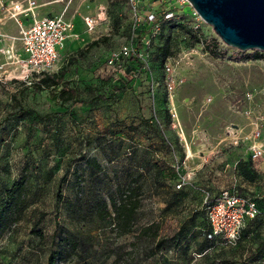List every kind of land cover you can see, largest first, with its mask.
I'll return each instance as SVG.
<instances>
[{
  "label": "rangeland",
  "instance_id": "obj_1",
  "mask_svg": "<svg viewBox=\"0 0 264 264\" xmlns=\"http://www.w3.org/2000/svg\"><path fill=\"white\" fill-rule=\"evenodd\" d=\"M34 1L41 14L75 26L77 38L60 51L55 73L62 67V81L77 99L60 105L49 91L0 80V205L21 171L28 190L21 219L0 236V264H48L54 252L53 264H264V214L244 225L234 247L207 244L201 235V204L220 190L264 208V157L248 160L241 139L256 122L264 144V59H243L252 51L224 46L188 4L163 0L172 24L159 23L140 74L106 99L111 83L104 59L133 38L129 6L123 0ZM164 3L148 4L158 10ZM100 5L104 20L85 32L81 18ZM101 36L106 42L67 60ZM210 38L219 44L215 57L202 49ZM164 42L174 58L173 90L168 97L157 89L154 97L145 83L151 77L163 83L156 56ZM233 130L236 145L229 142ZM84 158L99 170H88ZM125 188H132L138 206L122 234L108 218L96 217L93 204ZM144 228L154 236L141 235Z\"/></svg>",
  "mask_w": 264,
  "mask_h": 264
},
{
  "label": "built area",
  "instance_id": "obj_2",
  "mask_svg": "<svg viewBox=\"0 0 264 264\" xmlns=\"http://www.w3.org/2000/svg\"><path fill=\"white\" fill-rule=\"evenodd\" d=\"M153 0H123L131 11L129 35L133 38L126 40L116 50H112L105 57L104 64L110 69L114 82H122L124 60L135 57L141 60L146 58V50L151 40L158 34L159 23L172 21L171 6L164 3L163 8L152 10L148 3ZM158 1V0H157ZM180 4H187L185 0H177ZM34 0H0V25L5 21H12L16 26V35L8 36L0 32V43L14 41L19 43V52L15 53L9 44L6 48L0 47V55L5 60L0 64V80L13 83L31 85L44 75L55 73L59 57V50L66 40H74L77 35L73 33V24L63 16L35 14ZM147 7V9H145ZM139 11V15L134 12ZM105 6H98L95 14L84 16L81 22L85 32L93 31L104 20ZM193 16H198L193 12ZM23 22H27L23 24ZM136 32L138 34H136ZM138 35V36H137ZM129 36V37H130ZM135 38L138 43L135 45ZM172 62L174 58L168 57L162 66L164 80L162 87L170 97L173 90ZM157 86L150 81V92ZM247 136L241 138L245 141V154L251 162H258L264 157V144L260 126L251 123ZM228 133L229 142L234 145L238 142V132ZM182 184L178 183L176 189ZM204 216L208 224L206 239L215 240L223 247H234L239 238V232L245 221L253 219L258 210L255 203L248 198L239 196L235 191L220 190L212 199L205 198Z\"/></svg>",
  "mask_w": 264,
  "mask_h": 264
},
{
  "label": "trees",
  "instance_id": "obj_3",
  "mask_svg": "<svg viewBox=\"0 0 264 264\" xmlns=\"http://www.w3.org/2000/svg\"><path fill=\"white\" fill-rule=\"evenodd\" d=\"M167 23L170 25L172 24V21H168ZM171 27H178L179 29L183 30V27L178 25H173ZM136 34L138 33L136 32ZM192 39L196 41L195 38L192 37ZM106 40L107 38L105 36H101L95 40L86 43L82 48L77 49L73 54H71L67 60L73 61L77 58L83 57L90 49L99 46L101 43L106 42ZM134 43L138 47L136 38ZM218 45H219L218 42L214 38H210L206 42H202V49L209 57H215ZM149 48L146 50V55L148 53ZM171 56L172 54L170 51L169 44L167 42H164L160 50H158L157 52V56H156L157 66L160 67L162 70V66L166 58ZM243 59L251 60V61L263 60L264 54L257 51H252V54L250 56H244ZM141 64H142L141 60L135 57H131L124 60L122 65L123 66L122 71L124 75L121 76L122 82L119 83L114 82L112 80V76L109 72L108 77L111 83V92H110V97L107 96L106 99H112L113 95L115 96L117 93L122 92V90L125 87L129 86L142 71ZM61 68L62 67H60L58 73L44 75L38 78V80L33 82L31 85L34 86L37 90L49 91L51 93L50 99L59 102L60 105H64L67 103L72 104L76 102L77 99L76 92L75 90L68 88L67 83L62 81L61 75L63 72L61 71ZM150 81L157 84V86L152 90V92L154 91V97H155V91L157 89L160 90L163 89L162 83L161 81L156 80L152 77L150 79L148 78L145 83L147 87L146 92L148 93V95L150 91V87H149ZM106 99L102 97L97 98V100L101 102H104ZM83 161L87 169L90 170L91 172H95L99 170V166L95 163L93 159L84 158ZM2 193H3L2 194L3 200L0 205V236L4 232L8 231V229L11 226L15 225L21 219V216L24 213V210L26 209L28 190H27V176L25 174V171L24 172L21 171L17 179L8 188L4 189ZM80 194L81 192L79 190L77 195L80 196ZM238 195L242 196L240 194ZM55 197H56V201L58 202L60 199L59 194H56ZM250 199L255 203L258 210V214L253 219L245 221L244 225L247 222H251L255 220L257 217L262 216L264 214V208H260L258 206L257 201L254 198H250ZM137 206H138V201L135 200L134 191L132 190V188H125L122 191H118L113 195H109L106 200H96L93 204V213L96 215V217L99 220H103L104 218H108L109 220H111L113 224L118 229H120L121 233L123 234L128 232ZM107 207L110 208L111 213L107 211ZM203 207L204 205L201 204V214L205 222L206 228L201 234L202 240L207 244H217L215 240L206 239V234L208 233L209 228L205 220ZM243 229L244 226L239 232V238L237 243L241 239L240 237ZM149 231H150L149 228H144L141 231V235L148 234L153 237L154 234H152L151 232L148 233ZM37 235L39 234L37 233ZM63 239H66L67 242L66 237H64ZM157 243L158 242H156V244ZM69 245L71 249L75 248L74 243H71ZM57 256L58 253L54 252L53 256L51 255L49 257L48 264H53L54 262L53 259L55 258L57 259Z\"/></svg>",
  "mask_w": 264,
  "mask_h": 264
},
{
  "label": "water",
  "instance_id": "obj_4",
  "mask_svg": "<svg viewBox=\"0 0 264 264\" xmlns=\"http://www.w3.org/2000/svg\"><path fill=\"white\" fill-rule=\"evenodd\" d=\"M226 47L264 54V0H185Z\"/></svg>",
  "mask_w": 264,
  "mask_h": 264
},
{
  "label": "crops",
  "instance_id": "obj_5",
  "mask_svg": "<svg viewBox=\"0 0 264 264\" xmlns=\"http://www.w3.org/2000/svg\"><path fill=\"white\" fill-rule=\"evenodd\" d=\"M35 2V1H34ZM36 9H35V14L37 16H44V15H50V14H41L39 12V9H38V5H36ZM52 15V14H51ZM66 19V18H65ZM66 20H69V19H66ZM72 24L73 22L71 20H69ZM27 22H23V24H26ZM83 26V25H82ZM0 32L5 34V35H8V36H15L16 35V26L15 24L12 22V21H5L3 22L1 25H0ZM73 33H75V26L73 24ZM76 34V33H75ZM74 40H66L64 41L66 44H63L62 48L59 50V55L61 54L60 51L61 50H65L69 44L71 42H73ZM63 42V43H64ZM10 43L8 41H3L0 43V47H4L6 48ZM12 47H13V50L15 53H18L19 52V43L14 41L13 43L10 44ZM65 47V48H64ZM63 53V52H62ZM5 60V57L0 55V64ZM0 75H4L3 72H0Z\"/></svg>",
  "mask_w": 264,
  "mask_h": 264
},
{
  "label": "bare ground",
  "instance_id": "obj_6",
  "mask_svg": "<svg viewBox=\"0 0 264 264\" xmlns=\"http://www.w3.org/2000/svg\"><path fill=\"white\" fill-rule=\"evenodd\" d=\"M189 156H190V152H188Z\"/></svg>",
  "mask_w": 264,
  "mask_h": 264
}]
</instances>
